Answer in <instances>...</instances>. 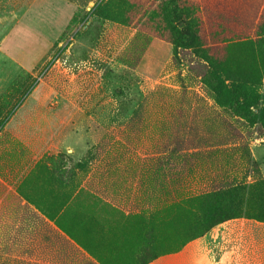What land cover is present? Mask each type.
<instances>
[{"label":"rangeland","instance_id":"obj_1","mask_svg":"<svg viewBox=\"0 0 264 264\" xmlns=\"http://www.w3.org/2000/svg\"><path fill=\"white\" fill-rule=\"evenodd\" d=\"M35 1L0 0V23ZM35 9L48 34L38 68L0 55V264L43 262L28 203L52 208L55 239L44 227L54 258L64 235L107 248L123 228L111 221L130 220L135 254L153 243L165 256L211 230L199 215L215 204L209 227L264 216V0H41ZM185 22L193 39L175 50Z\"/></svg>","mask_w":264,"mask_h":264},{"label":"crops","instance_id":"obj_2","mask_svg":"<svg viewBox=\"0 0 264 264\" xmlns=\"http://www.w3.org/2000/svg\"><path fill=\"white\" fill-rule=\"evenodd\" d=\"M40 3L41 0H36L31 10L13 12V15L10 14L9 17H5L0 23V35H2L0 38V55L15 61L14 63L18 65L19 69L29 71L38 68L39 62L44 58L45 41H47L45 38L48 37L47 23L45 24L44 20L40 22V19L35 21V17H39V14L37 12L33 14L36 10L35 7L39 6ZM10 16L13 18L10 19ZM9 40L10 43L8 44ZM11 47H14V51H21L22 55L17 58L11 56L9 54L12 50ZM24 193H22V198L28 203L29 199L25 196L30 197L32 195ZM28 205L33 206L34 208H32L38 213L36 225L42 223L41 226H37L36 230L38 231V227H40L44 231L42 233V247L38 246L36 250L38 258L42 256V264L46 263L45 257L59 259L61 260L59 264H135L139 262L140 254H135L133 245L134 231H132L131 237L129 235V219L120 222L111 221L107 224V226L119 225L123 227L119 234L116 232L119 239L116 242H110L107 248L104 247L103 241H100L99 247V240L97 239L95 240L97 249L93 247V237L90 240L89 238L86 239L85 244L81 245L76 239L64 235V250L59 251L57 258H54L56 255L55 245H53L52 251H45L49 244L45 245L46 230L44 227L46 226L48 229L49 240L55 239V230L58 228L47 215L52 208L42 206L43 208L41 207L39 210L33 204L28 203ZM57 206L56 214L53 216L56 221L60 219V216L55 217L61 211L60 200ZM46 222L49 224L47 225ZM105 223L101 224L102 231H105ZM52 233L53 235L50 236ZM39 234L38 232V240L41 238ZM58 239H61V236H58ZM114 243L116 244L115 247ZM129 244L133 245L131 249ZM211 245L212 251L209 250ZM45 252L47 253L45 254ZM23 260L21 264H23ZM38 262L40 263V261ZM150 264H264V222L252 220H245L242 224H238L234 220L224 222L211 229L206 235L190 241L181 250L162 256Z\"/></svg>","mask_w":264,"mask_h":264},{"label":"trees","instance_id":"obj_3","mask_svg":"<svg viewBox=\"0 0 264 264\" xmlns=\"http://www.w3.org/2000/svg\"><path fill=\"white\" fill-rule=\"evenodd\" d=\"M193 30L191 29V26L189 23H184L183 27L178 31V38L175 41V50L179 49V48H183L186 47L187 45H189V43L192 41L193 39ZM20 195H22L20 193ZM23 197V195H22ZM28 199V198H27ZM218 205L215 204L214 206H212L210 208V210L208 212L205 213H201L199 215V226L201 227L202 230H207L209 231L210 229H212L213 227L225 222V221H229L231 219H235L237 217L233 216L231 218H222V219H216L215 221L212 222V226L209 227V220L211 219L210 217L215 213V210L217 209ZM262 212L264 213V209H262ZM222 220V221H221ZM257 221L260 222H264V216L262 214H260L259 216L256 217ZM206 232V231H205ZM200 234H197L195 237H200ZM182 246H185V243L182 244ZM160 256H162V254H160L159 252H157V250L155 249V246L153 243L151 244H147L139 257V264H150L152 261L158 259Z\"/></svg>","mask_w":264,"mask_h":264}]
</instances>
